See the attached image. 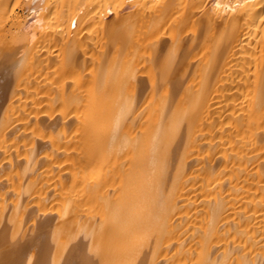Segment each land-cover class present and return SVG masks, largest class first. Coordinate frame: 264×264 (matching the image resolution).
Segmentation results:
<instances>
[{
	"label": "bare ground",
	"instance_id": "1",
	"mask_svg": "<svg viewBox=\"0 0 264 264\" xmlns=\"http://www.w3.org/2000/svg\"><path fill=\"white\" fill-rule=\"evenodd\" d=\"M0 264H264V0H0Z\"/></svg>",
	"mask_w": 264,
	"mask_h": 264
}]
</instances>
